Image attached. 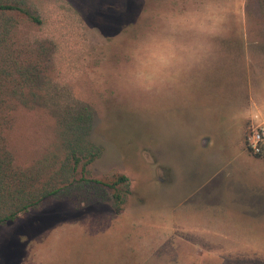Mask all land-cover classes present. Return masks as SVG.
I'll return each mask as SVG.
<instances>
[{
	"label": "rangeland",
	"instance_id": "1",
	"mask_svg": "<svg viewBox=\"0 0 264 264\" xmlns=\"http://www.w3.org/2000/svg\"><path fill=\"white\" fill-rule=\"evenodd\" d=\"M22 1L40 23L14 16V37L46 66L11 112L13 162L60 156L57 117L87 107L85 177L128 192L43 199L0 225V264H264V142L245 143L264 126V0Z\"/></svg>",
	"mask_w": 264,
	"mask_h": 264
},
{
	"label": "trees",
	"instance_id": "2",
	"mask_svg": "<svg viewBox=\"0 0 264 264\" xmlns=\"http://www.w3.org/2000/svg\"><path fill=\"white\" fill-rule=\"evenodd\" d=\"M16 15L40 23L22 0H0V225L14 221L45 198L68 193L83 181L106 187L114 203H122L128 192L124 175L112 174L104 182L85 177L86 166L100 153V146L89 138L92 117L87 107L63 109L57 117L60 156L51 152L28 167L13 162L5 138L11 112L18 106H34L37 80L46 66L43 47L38 51L28 41L15 39Z\"/></svg>",
	"mask_w": 264,
	"mask_h": 264
},
{
	"label": "built area",
	"instance_id": "3",
	"mask_svg": "<svg viewBox=\"0 0 264 264\" xmlns=\"http://www.w3.org/2000/svg\"><path fill=\"white\" fill-rule=\"evenodd\" d=\"M264 142V126L259 124L245 137L246 147L252 153H260Z\"/></svg>",
	"mask_w": 264,
	"mask_h": 264
}]
</instances>
